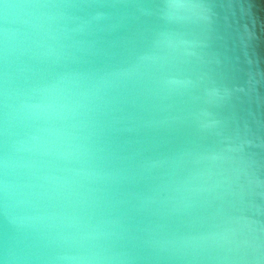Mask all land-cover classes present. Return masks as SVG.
I'll use <instances>...</instances> for the list:
<instances>
[{
    "label": "water",
    "instance_id": "obj_1",
    "mask_svg": "<svg viewBox=\"0 0 264 264\" xmlns=\"http://www.w3.org/2000/svg\"><path fill=\"white\" fill-rule=\"evenodd\" d=\"M87 2L48 67L92 98L116 264H264V0Z\"/></svg>",
    "mask_w": 264,
    "mask_h": 264
},
{
    "label": "clouds",
    "instance_id": "obj_2",
    "mask_svg": "<svg viewBox=\"0 0 264 264\" xmlns=\"http://www.w3.org/2000/svg\"><path fill=\"white\" fill-rule=\"evenodd\" d=\"M87 0H0V247L7 264H116L97 215L115 179L101 166L92 98L51 70V40L105 13ZM161 258V257H157ZM4 264V261H0Z\"/></svg>",
    "mask_w": 264,
    "mask_h": 264
}]
</instances>
